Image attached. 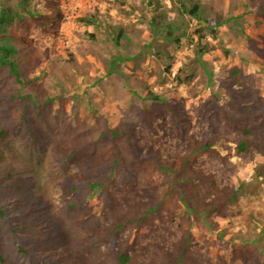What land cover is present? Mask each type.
<instances>
[{"label": "rangeland", "instance_id": "1", "mask_svg": "<svg viewBox=\"0 0 264 264\" xmlns=\"http://www.w3.org/2000/svg\"><path fill=\"white\" fill-rule=\"evenodd\" d=\"M29 1L0 0L18 14L0 44L22 81L0 66V264H121L126 251V264H264L242 246L235 257L215 247L218 233L237 242L241 232L190 216L146 146L156 140L136 127L209 123L230 139L218 150L232 162L238 126L248 127L240 179L247 190L262 182L264 0H46L43 24ZM194 3L199 20L183 12ZM87 179L103 187L91 192Z\"/></svg>", "mask_w": 264, "mask_h": 264}, {"label": "trees", "instance_id": "2", "mask_svg": "<svg viewBox=\"0 0 264 264\" xmlns=\"http://www.w3.org/2000/svg\"><path fill=\"white\" fill-rule=\"evenodd\" d=\"M35 1L32 0L33 3ZM32 2L25 3L23 5L24 10L34 22L43 24L50 14L48 10L42 8L46 0H37L35 5H32ZM48 2L51 1L49 0ZM198 10V4L194 3L190 8L184 6L183 12L188 13L190 17L197 15V20H199ZM17 17L16 11L2 6L0 8V33L12 24ZM92 22L88 21V23ZM196 34L199 37L198 44L202 46L200 41L204 36L202 27L197 29ZM171 35L172 30H169L168 36L171 37ZM179 36L181 35L175 37L174 40L176 42H179ZM22 43L28 47H33L34 39L25 37ZM203 46L205 47L201 49H209L207 48L208 45L205 44ZM206 50L202 52H206ZM12 51L13 49L6 43L0 44V66L6 67L15 78V81L22 83L20 68L10 57ZM183 72L181 68L177 70V79L187 84L190 82L192 73L190 72L181 79L180 75ZM148 99L157 102L161 101L162 97L149 90ZM222 120L224 121L225 119L223 118ZM189 123V125L183 127V132H179V134L176 132L169 134L171 128L168 125H137L136 127L143 130L146 136L151 134L152 138L156 140V143H146V146L159 155L158 159L160 162L164 160V165L159 168L162 176L170 179L168 182L170 190H181L183 195L181 201L190 216L201 222L200 224L206 221L209 226L207 227L208 231L214 230L213 228L216 227L219 228L223 221H227L230 223L228 227H234L241 232L242 236L237 237V242L225 241L223 232L218 233L220 238L217 239L215 247L223 249L226 253L229 252V256L235 257L236 247L242 246L245 252L249 254L256 252L257 254L254 258L261 263L264 261V209H257L245 218L242 215L245 212H249L250 208L252 209L258 202L264 204V170L255 169L253 180L261 176L263 181H258V185H253L254 183L251 182V188L248 190L246 189L247 182L240 179L241 173L239 170L243 164H246L244 156L252 151L253 141L248 137L253 132L248 127L237 125L238 133H241L243 137L234 141V155L237 160L232 162L230 161V153L221 154L218 150L220 146L226 145L230 139L219 137V134H216L214 125L209 123L202 122V125L199 126L204 131L199 133H197L198 125L193 128V123L190 121ZM226 123L229 128L233 129L232 126L235 125V122L231 119H226ZM4 135L5 131L0 129V141ZM67 165L68 162H65L63 166ZM78 180L80 179L71 184V194L78 190V185L76 184ZM85 182L89 185L91 192L98 191L103 187V183L93 182L88 179ZM260 183L263 184L260 185ZM203 228L205 229L206 227L203 226ZM262 250L263 252L261 253ZM129 255L127 251L120 252L117 260L121 264H126L130 257Z\"/></svg>", "mask_w": 264, "mask_h": 264}]
</instances>
